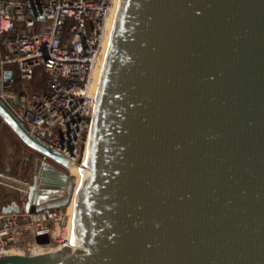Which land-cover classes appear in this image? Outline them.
<instances>
[{"label":"water","instance_id":"95a60500","mask_svg":"<svg viewBox=\"0 0 264 264\" xmlns=\"http://www.w3.org/2000/svg\"><path fill=\"white\" fill-rule=\"evenodd\" d=\"M0 118L39 156L27 212L83 173L70 246L0 264H264V0H120L82 165Z\"/></svg>","mask_w":264,"mask_h":264},{"label":"built area","instance_id":"2783aa9c","mask_svg":"<svg viewBox=\"0 0 264 264\" xmlns=\"http://www.w3.org/2000/svg\"><path fill=\"white\" fill-rule=\"evenodd\" d=\"M115 0H0V102L36 141L82 165L98 90L96 71ZM42 71L44 88L31 85ZM17 100L9 102V100ZM23 199L30 181L0 174ZM68 208L0 214V258L70 246ZM47 235L50 244L36 239Z\"/></svg>","mask_w":264,"mask_h":264},{"label":"rangeland","instance_id":"374dc122","mask_svg":"<svg viewBox=\"0 0 264 264\" xmlns=\"http://www.w3.org/2000/svg\"><path fill=\"white\" fill-rule=\"evenodd\" d=\"M36 83H40V77ZM38 157V154L27 148L0 118V172L4 173L6 177L29 182L35 176ZM64 172L69 174V171L65 170ZM0 197L9 202L18 198V195L14 193V190L3 187L0 188Z\"/></svg>","mask_w":264,"mask_h":264},{"label":"bare ground","instance_id":"6f19581e","mask_svg":"<svg viewBox=\"0 0 264 264\" xmlns=\"http://www.w3.org/2000/svg\"><path fill=\"white\" fill-rule=\"evenodd\" d=\"M119 1L120 0H115V6L111 15V18L108 21L107 24V38L105 41V51H104V58L100 64V66L98 67L97 71H96V87L99 88L100 82H101V78H102V73H103V69L105 66V62H106V58H107V54H108V50L110 47V40L112 37V31H113V27H114V23L116 20V16H117V12H118V7H119ZM69 171V174L71 175L70 177L74 178L75 180V190H74V197L72 200V203L70 204V206L68 207L69 210V228H70V222H71V217L74 211V201H75V197L78 194L79 188L81 186L82 183V179H83V173L79 168H69L67 169Z\"/></svg>","mask_w":264,"mask_h":264},{"label":"crops","instance_id":"0c3cea01","mask_svg":"<svg viewBox=\"0 0 264 264\" xmlns=\"http://www.w3.org/2000/svg\"><path fill=\"white\" fill-rule=\"evenodd\" d=\"M0 174L4 175V173H2V172H0ZM4 176H6V175H4ZM0 188H3V187L0 186ZM14 193H16L18 195V198L11 200L9 202H7V200L5 198L0 197V214L2 212H6V210L8 208L13 207L14 205L19 207L20 209H25V201H24L22 195L20 193H18L17 191L16 192L14 191Z\"/></svg>","mask_w":264,"mask_h":264},{"label":"trees","instance_id":"16d2710c","mask_svg":"<svg viewBox=\"0 0 264 264\" xmlns=\"http://www.w3.org/2000/svg\"><path fill=\"white\" fill-rule=\"evenodd\" d=\"M38 77H40V83L39 84L36 83ZM44 85L45 84H44V81H43V78H42V71L40 70L36 74L35 80H34V82L31 85V89L34 90V91H38V90L44 88Z\"/></svg>","mask_w":264,"mask_h":264}]
</instances>
